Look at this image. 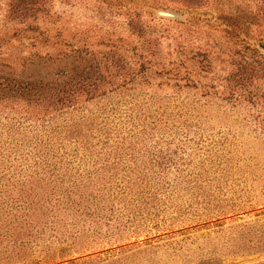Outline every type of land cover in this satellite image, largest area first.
Wrapping results in <instances>:
<instances>
[{"label":"rangeland","instance_id":"rangeland-1","mask_svg":"<svg viewBox=\"0 0 264 264\" xmlns=\"http://www.w3.org/2000/svg\"><path fill=\"white\" fill-rule=\"evenodd\" d=\"M76 55L120 75L85 111L136 104L147 115L130 148L78 171L146 170L178 194L142 217L94 188L59 210L41 200L28 224L0 214V264H264V0H0V60L40 58L48 68L24 74L55 76ZM122 58L124 69L105 70Z\"/></svg>","mask_w":264,"mask_h":264},{"label":"trees","instance_id":"trees-1","mask_svg":"<svg viewBox=\"0 0 264 264\" xmlns=\"http://www.w3.org/2000/svg\"><path fill=\"white\" fill-rule=\"evenodd\" d=\"M40 61V58L28 57L0 60V65L9 68L8 72L0 69V214L27 217L28 224V220L37 215L36 209L40 213L47 208L45 204H39L41 200L50 203L54 196L59 210V206L64 208L65 203L73 201L71 194L85 199L84 192L88 188L96 191L95 195L89 193L91 198L99 202L116 199L124 204L122 211L127 208L132 215L150 216L152 210L162 209H159L162 203L166 208L168 203L158 196H176L178 190L170 186H151L148 182L153 175L146 170L118 172L113 168L109 172L93 168L84 173L78 171L79 165L91 156L102 154V150L120 154L122 149L130 148V138L145 131L147 115L143 114L142 106L131 104L122 108L101 104L94 110L85 111L87 108L81 105L82 100L111 98L108 94L112 88L107 90L106 87L120 75L103 74L99 62L83 55L69 59L55 76L40 70L24 74L30 65L48 68L47 65L40 66ZM127 64L125 58L104 59L103 66L105 70L114 68L119 72ZM161 123L166 126L165 121ZM73 169L76 174L70 172ZM50 176H56V179L51 180ZM98 182L108 183L112 192H105L97 186ZM9 185L18 188L17 196L3 189ZM131 192H136V202L124 201L123 196ZM153 201L156 204L152 205ZM181 210L178 206L177 211ZM138 219L135 225L140 227L142 219Z\"/></svg>","mask_w":264,"mask_h":264},{"label":"water","instance_id":"water-1","mask_svg":"<svg viewBox=\"0 0 264 264\" xmlns=\"http://www.w3.org/2000/svg\"><path fill=\"white\" fill-rule=\"evenodd\" d=\"M157 13L161 16H165V17H173V14L168 12V11H157Z\"/></svg>","mask_w":264,"mask_h":264}]
</instances>
